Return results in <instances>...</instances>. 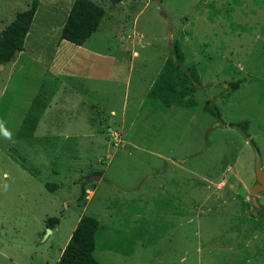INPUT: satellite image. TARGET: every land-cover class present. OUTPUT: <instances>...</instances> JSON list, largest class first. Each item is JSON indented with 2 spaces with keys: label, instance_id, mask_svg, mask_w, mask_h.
Returning <instances> with one entry per match:
<instances>
[{
  "label": "rangeland",
  "instance_id": "1",
  "mask_svg": "<svg viewBox=\"0 0 264 264\" xmlns=\"http://www.w3.org/2000/svg\"><path fill=\"white\" fill-rule=\"evenodd\" d=\"M31 1L0 0V29ZM92 1L104 15L84 45L99 58L59 39L72 0H37L0 64V264H55L82 214L103 226L99 264H264V190L250 193L256 154L264 172V0ZM174 41L195 106L143 105ZM35 95V128L17 137ZM127 240V255L109 247Z\"/></svg>",
  "mask_w": 264,
  "mask_h": 264
},
{
  "label": "trees",
  "instance_id": "2",
  "mask_svg": "<svg viewBox=\"0 0 264 264\" xmlns=\"http://www.w3.org/2000/svg\"><path fill=\"white\" fill-rule=\"evenodd\" d=\"M37 0H32L28 8L18 11L13 18L0 29V64L5 63L14 57V54L22 50L25 36L33 18ZM104 15V10L92 0H72L64 21L59 30V39L66 40L75 45H82L85 40L94 32ZM182 52L179 44L174 41L171 44V53L167 56L154 80L145 92L142 104L159 103L162 106L176 105L179 107H194L195 103L191 98H184L188 93L195 90L197 83L193 72L186 76L189 78V86L177 88L174 81V73L178 69ZM238 82L231 83V89L238 88ZM40 101L35 95L31 99L30 107L23 117L20 127L16 132L17 137H30L40 112ZM202 110L218 117L217 109L205 101ZM246 125V121L244 122ZM44 186L50 191L56 187L55 183H45ZM84 192L83 184L80 185L79 196ZM57 222L54 216L46 217L45 227L51 229ZM103 230V226L94 217L82 214L79 216L75 226L64 244L55 264H99L93 257L92 252L95 246L96 236ZM127 247L119 245L110 248L127 255L131 251V240H127Z\"/></svg>",
  "mask_w": 264,
  "mask_h": 264
},
{
  "label": "crops",
  "instance_id": "3",
  "mask_svg": "<svg viewBox=\"0 0 264 264\" xmlns=\"http://www.w3.org/2000/svg\"><path fill=\"white\" fill-rule=\"evenodd\" d=\"M62 41V40H61ZM61 41H59V43L62 45V44H64V43H62ZM66 41V40H65ZM86 41V40H85ZM68 42V41H67ZM72 44V43H71ZM85 44V42L82 44V45H76V50H78V52H79V49L81 50V51H83L84 53H85V55L88 57V59H92V58H99V53L96 51V50H94V49H92V48H89V47H87L86 45H84ZM75 45V44H74ZM21 51V50H20ZM20 51H18V52H20ZM79 53H77V55H78ZM15 55V54H14ZM76 55V54H75ZM74 56V55H73ZM71 57V58H73L74 59V57ZM109 57V56H108ZM105 58V57H104ZM12 59H13V57H12ZM12 59H10V60H12ZM111 58H109V60H110ZM9 60V61H10ZM108 60V61H109ZM69 60H67V62H68ZM8 62V61H7ZM79 58H76V59H74V60H72L71 62H70V68L69 69H71L70 71L71 72H79ZM108 65H109V63H108ZM108 70H109V68H108ZM110 72V70L108 71V73ZM75 226V225H74ZM73 229V228H72ZM47 232H51V229H49V231L47 230ZM68 237H69V235H68ZM67 237V238H68ZM65 244V243H64ZM64 246V245H63ZM63 248V247H62ZM62 250V249H61ZM61 250H60V252H61Z\"/></svg>",
  "mask_w": 264,
  "mask_h": 264
},
{
  "label": "water",
  "instance_id": "4",
  "mask_svg": "<svg viewBox=\"0 0 264 264\" xmlns=\"http://www.w3.org/2000/svg\"><path fill=\"white\" fill-rule=\"evenodd\" d=\"M254 176H255V183L250 189L251 194H256L257 192L264 190V172L261 170L260 158L257 154L254 159ZM89 177H98V176L92 175ZM251 201L255 203L253 198L251 199ZM47 230L49 231V229Z\"/></svg>",
  "mask_w": 264,
  "mask_h": 264
}]
</instances>
